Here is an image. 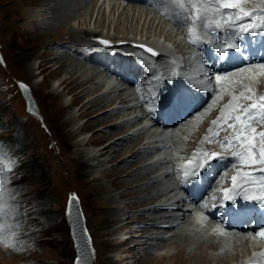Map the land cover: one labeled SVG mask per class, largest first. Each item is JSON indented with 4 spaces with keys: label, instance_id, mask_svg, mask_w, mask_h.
<instances>
[{
    "label": "bare ground",
    "instance_id": "6f19581e",
    "mask_svg": "<svg viewBox=\"0 0 264 264\" xmlns=\"http://www.w3.org/2000/svg\"><path fill=\"white\" fill-rule=\"evenodd\" d=\"M2 1L3 4H6L10 8L7 12L8 19L4 27L5 32L7 34L29 35V40L22 41L20 46L22 60L28 62L32 58H37L40 59L36 66L37 69L50 68V72L43 76V79L47 83L55 82L58 86H64V88H70L72 86L77 87L78 90L74 91L71 101L65 104L60 101L62 93H56L53 91V96L57 99L56 103L59 105V109H62L63 106L69 108L77 98L84 94V90L91 89L90 85L96 86L99 84L100 87V85L104 86L109 79L115 76L124 78V75H139L141 71L132 66V63L129 61L131 59L129 56H131L134 52H141L140 50L142 47H140V45H144L143 49L150 48L153 52H159V55L156 57L159 59V62L151 67L149 73L160 74L161 80H164L166 76H170L171 74L173 75L170 77L172 79L175 75L174 73L181 72L182 69L187 68L184 67L186 65L197 66L198 64L199 66L193 68L194 72L198 71V76L195 75V73H188L189 75H187L189 87L193 86L194 89L192 92L193 95L190 98V95L184 94L185 103L189 100H194L196 102L195 107L187 109L184 108L186 110L185 112H190L188 114H192L199 110L201 112L195 113L198 119V122L196 123V130H194V126L189 124L187 121L185 122V127L183 128H191V135L194 139L199 141L201 140L196 147V152L192 153V156L194 157L199 156L203 159L202 157L204 153H207V151L215 148V142L213 141L214 138L219 139L226 137L228 134H232L236 129V127L226 128L225 130L221 129L222 131H220L217 136H214V138L207 136V134L210 133L208 131H212L217 123L220 124L224 121L222 114L223 109L228 105L233 104L236 100L232 101V103L227 102L228 105H224L225 102H223L221 106L218 104L217 107L214 103L210 104L208 106L210 109L208 112L209 117L214 116L217 112L221 115H219L211 124H208L209 121H206V117H203L202 115V112L206 110H203V108H207V106L205 107L203 105V103L206 102V99H204L202 93L209 96L214 93V89L216 90V85H221V90L217 87V92L220 94L221 98H219L220 96L215 97V100L221 102V99H225L226 96H230L228 95L229 93L231 94L233 92L230 88L224 87L228 86L227 82H236L237 84H240L241 86H239L241 87L243 94L247 95L255 94V88H260L261 86L260 81H257L256 87L247 80L249 78H256L259 73L264 74V69L258 67V65L264 64V61H262L263 63L259 62V64L257 63L252 65L249 69L231 72V74L224 72V70L217 71V76L221 77L219 81L214 78L213 71L208 73L204 69V74H202L203 72L201 71L203 67L200 64L202 51L195 49L189 51L191 45L188 43L187 37L184 33V27L181 29L178 27L177 23L174 22V20L163 15L162 11L158 9H162L164 5L156 4L155 0H115V2L112 3L109 2L110 0ZM105 7H108L109 10V14L107 16L104 12ZM72 20H76L77 26L71 23ZM91 21L95 24L97 30L93 31L86 28ZM104 26L107 28L112 26L114 32L116 34L120 33L121 37H118V35H102L100 30ZM129 33L130 35L132 34L133 38L127 37V34ZM137 34L140 36L139 39L134 38ZM152 36H159V38L163 37L164 41H168L173 44V49L166 47L163 43L159 44V40H156L155 42L153 40L147 42V40ZM142 37H144V40H142ZM102 40L108 41L109 44L107 46L101 44L100 41ZM39 49H41V52L38 51ZM110 49L116 50L119 53H130L131 55L121 57L123 59L119 57L118 60L120 61H117L116 65L113 67L112 62L109 61V63L106 59H104L105 54ZM174 50L181 54L182 60H179L174 55ZM143 60L146 61L147 58L143 57ZM5 64L7 63L5 62ZM88 64H96L99 65L101 69H104V77L102 76V78L99 79L96 76V73H99V71ZM34 66L35 65L29 62L27 63L26 68L28 71H31ZM9 75L10 74L7 76L9 77ZM197 78L205 80L200 81ZM160 87L163 88L162 83H158L154 89L152 87L147 88L145 85L141 92H136L135 97L133 96V93L121 92L123 83L116 84L102 91L99 95L89 99V108L85 107V105H81L78 108V111L80 112L79 116L91 112V107L102 106L106 109L97 113L94 117H90L85 123L79 125L77 128H71L68 131L70 136H78L83 130H85V128L98 122H101L104 126L102 129H99V132L96 133L95 131L91 133L88 139H74V142H68L66 144L69 148L74 147V150L71 151V156H69L71 161L76 164L79 169V173L86 176L85 179L90 182L89 184H91L90 186L93 189L94 194H101L102 200L107 202V205L105 206L107 212L114 214H118L120 211L125 212L127 216L121 217V220L125 219V223L132 222L133 220L131 221L129 218L133 215H136L137 217L136 222H142L143 219L145 220V217H147L142 224L136 223L133 225V228L137 231L133 235L144 237L143 239H146H139L140 241H137L136 244L141 245H135L134 249L136 251L144 250L145 257L154 255L156 257L158 256L159 259L162 258V260L165 258L171 260L177 259L176 262L183 260L182 262L184 264H251L254 262L264 264V248H262L264 241L259 239L255 234L257 231L255 227H252L249 230L245 229V226L249 228V225L251 224L248 223V218H251L252 214L246 217L242 214L241 216H232L231 219L225 223L226 220H223L225 217L224 215H221L220 217L218 213H205L203 211L204 207H202V204H198L192 200L190 193L183 190L184 194H186L184 195L177 191L182 190L181 179L178 178L179 174L177 175V166L172 164V162L173 156L178 153V149L175 144L184 143V140L186 141V139H181L179 136L182 129L173 128L169 131V125L166 121L162 123V120L151 116L149 117V121H147V123L142 125L139 129L133 131L126 130L132 129L131 127L134 125L130 124L132 121H136L135 124H140L149 115V104L145 106V100H148L147 98L148 95H150V92H152V94L154 93L155 97ZM249 89L251 91H249ZM96 90H100V88ZM143 92H146V95ZM91 93H88V96ZM233 94L235 93L233 92ZM182 95L183 94L180 96L178 95V99H176V103L172 106L171 111V113H175L176 115L179 114V118L183 117L184 114L180 109ZM156 99V97L154 99L151 98L150 101L153 100V104L155 105ZM114 103H117L116 105L118 106L112 107ZM120 104H123V106ZM166 108L169 110V107ZM124 109H129V112H134L135 110H138L139 112L128 116L126 119H121L122 121H112V116H116L115 118L119 117L118 115L122 113L120 111ZM68 112L69 118L72 119V122L78 119L77 116H71L70 110ZM201 116L202 118L199 119ZM189 120L190 119H188V121ZM178 123L179 120L174 126L170 127H175ZM154 125L158 127H168L159 132L154 130L147 136H144L147 138V146L139 147L141 140L143 139V136L140 135L141 132H144L149 127ZM115 135L119 136L114 137ZM241 135L238 137L240 141L246 138L245 135L242 137ZM105 138L108 139V143L98 150L76 148L82 144L86 146H97L98 141ZM169 138L171 142L174 143L171 151H169L165 145L160 147L161 144H159L165 140L169 141ZM205 139H207L206 143L202 144V142H205ZM235 146L237 149L239 145L236 144ZM158 148L165 149L163 155L155 160H149L145 163V160L151 159L156 155V153H159L156 151ZM105 154L107 155L106 159L99 158L101 155ZM220 154L223 156L222 152H220ZM120 156L123 157L115 165H110L105 169L97 171L99 166L113 159L115 160ZM139 158H143L144 161L142 162ZM239 160L240 158L234 156L228 157L225 160H213L214 163L211 162V164H209L206 168L200 170V173L206 170H208L207 174L209 171L217 173L220 170V168H217L218 165L229 166L233 172L237 173L236 182L240 185V188L238 187L237 191L245 192L249 184L253 183V181L251 180L252 177L243 176V169L248 168L253 170L258 167L253 166L254 162L248 166H238L236 164L234 166L232 165L233 162H237ZM113 170H117V174L112 173ZM110 172L113 174L112 176ZM13 175L15 174L13 173ZM107 177L111 178L108 181L102 180ZM223 179L224 178L221 176V181L219 180L217 183L220 186H223V184L228 186L227 183L224 181L222 182ZM256 180L259 179L257 178ZM204 182L210 184L206 180V176L204 177ZM8 187L7 189L9 190L10 195L14 197V199L8 200V203L13 204L16 208H18L16 209L14 215L9 213L4 218H0V224L15 225L19 220L24 222V224H32L35 222L36 217L34 216L27 219L30 214L35 212L33 206L23 209L22 203L25 201L22 200L23 194L20 193L19 188L13 189L10 188L11 186L9 188ZM13 187L16 186L13 185ZM116 188H121V190L114 192L113 189ZM249 195L252 194L250 193ZM126 198H128V201L126 200L124 202L123 199ZM236 199V206H243L241 195L237 196ZM46 201L48 202L47 198ZM28 202L29 201H27L26 204H28ZM143 205L146 206L143 207ZM192 205H197L200 212L191 214L192 210L196 207H193ZM133 209L136 210L134 211ZM203 217H206L207 219L204 220L202 219ZM111 218L112 217L109 215V217H106L105 219H109L110 221L112 220ZM68 221L69 223H72L69 219ZM22 222H19V224H22ZM75 222L77 223V221ZM223 226H225L224 228L235 227L236 230L228 232L223 229L225 235H218L213 231V229L221 228ZM24 227L20 225L5 232L6 235H11L13 231V233L16 234L15 240L17 243L15 248L4 247L0 244V255L12 252H19L23 255L32 252L33 249L30 250L22 239L27 236H34L37 233L40 234L42 231L32 230L31 232L25 233L27 227ZM74 227L76 228L75 224L71 227V232ZM18 229H20V231ZM143 232L149 233L142 235ZM131 235L132 234H130V236ZM39 240L40 239L37 241ZM73 243L76 252V243L74 240ZM249 244L256 249L257 260L251 256H249L247 260L241 258L239 252L242 251V249L239 251L238 247L242 246L245 248ZM161 247L165 248L163 249L164 252H158L159 254H155L154 252L157 248ZM124 250L126 249L122 248L120 254L126 252ZM76 255H78V252ZM141 257L142 256L140 255H134L135 259H142ZM261 258L263 259L261 260ZM32 264H35V262Z\"/></svg>",
    "mask_w": 264,
    "mask_h": 264
},
{
    "label": "rangeland",
    "instance_id": "374dc122",
    "mask_svg": "<svg viewBox=\"0 0 264 264\" xmlns=\"http://www.w3.org/2000/svg\"><path fill=\"white\" fill-rule=\"evenodd\" d=\"M109 2L112 3V2H115V0H110ZM242 6L246 7V9H253V8L264 9V1L263 0H247V2L243 4ZM9 9H10L9 6H7L6 4H3V1L0 0V146H2L4 149L5 159L6 160L11 159L15 162L14 166L11 168V172H8L7 178H8L9 184H7L6 187L11 186L10 188H13V189L19 188L20 193L23 194L22 200L25 201L22 203L23 209L25 208L27 209L30 206H33V209L35 211L33 214H30L27 217V219H30L34 216L36 217L37 221L35 220V222H33L32 224L30 223L24 224V222L19 220L16 224L19 226L22 225L23 227L24 226L27 227V230H25V233L31 232L32 230L42 231V233L40 234L37 233L39 237L37 234H35L34 236L31 235L30 237L27 236L28 238L25 237L24 239H22V241L25 242L26 246L30 250L33 249L31 253L23 254L24 256L21 255L19 252L4 253L0 255V264H23V263L32 264L34 262L35 264H38V263L39 264H74L76 252L74 249V243H73V239L71 236V226L66 216V206H67V201L69 199L70 194H73L79 202V208L81 210V215L84 219V227L88 235L91 238L92 247L94 248V264H184L182 262L183 260L176 262L177 259L171 260V259L165 258L163 259L164 260L163 261L162 258L159 259L158 256L156 257L154 255L145 257L144 250L136 251L134 249L135 245H139V246L141 245V244H136V242L140 241L139 239H142V240H146V239H143L144 237H138V236L133 235L135 232H137L135 231L136 229L133 228V225L136 223L142 224L143 221H145L147 217H145V220L143 219L142 222H136L137 217L136 215H133L129 218L131 221L132 220L133 221L125 223V219L121 220V217L127 216L125 212L120 211L118 214L107 212V210L105 209L107 202L105 200H102L101 194H94L93 189L90 186L91 184H89L90 182H88L85 179L86 176L79 173L78 167L76 166L75 163L71 161L69 157L71 156L72 154L71 151L74 150V147L69 148V146L66 145L68 142H74L76 139L77 140L88 139L91 133L95 131L96 133L99 132L100 131L99 129L100 128L102 129L104 126L102 125L101 122H98L92 126L85 128V130H83L80 135L70 136L68 131L71 128H77L79 125L85 123L86 120L89 119L90 117H94L97 113H100L104 111V109H106L105 107H102V106L91 107L90 108L91 112H89L88 114L85 113L79 116L80 112L78 111V108L81 105H85V107H88L89 99L95 97L96 95H99V93L106 90L107 88H110L116 84H121V83H123V88L121 89V92L133 93V96L136 97V92L138 90L136 88L137 86H135V83H133L135 80L133 79L132 75H130V77H126L123 79H120V77L115 76L109 79L104 84V86L100 85V87H99V84L96 86L90 85L91 89L84 90V94L81 97L77 98L70 105L69 108H66L63 106L62 109H59V105L56 103L57 99L53 96L54 94L53 91H55L56 93H62L60 101H62L65 104L71 101V97L74 91H77L78 89L77 87H73V86L70 88L69 87L64 88V86H58V84L55 82L47 83L43 79V76L49 73L51 69L50 68L37 69L36 66L39 63L40 59L32 58L28 62L22 60L21 53H20L21 51L20 46H21L22 41L29 40L28 39L29 35L28 34H7L5 32L4 27L8 19L7 12L9 11ZM104 12L106 16L109 14L108 7H105ZM71 23L77 26L76 20H72ZM86 28L91 29L93 31L97 30V27L92 21L90 24L86 26ZM100 33H102V35H107V34L110 36L118 35V37H121L120 33L116 34L114 32V29L112 26L110 28H107L106 26L102 27V29L100 30ZM127 37L133 38L132 34L130 35V33L127 34ZM139 37L140 36L138 34L134 36V38H137V39H139ZM142 40H144V37H142ZM152 40L154 42L156 40H159V44L163 43L166 47L173 49V44L171 42L164 41L163 37L159 38V36L158 37L152 36L147 40V42H150ZM192 49L193 48L190 47L189 51H192ZM38 51L41 52V49H39ZM115 51L116 50L110 49L105 54L106 56L104 59L108 57L109 61L116 60L117 58L110 59V56L107 55L109 52L113 53ZM139 55L141 56L140 59L142 60L144 56L140 52H134L132 54V56L134 57H138ZM174 55L179 60H182L181 54L178 53L176 50H174ZM123 57H126V56L123 55ZM5 62L7 64H5ZM29 62L35 65L31 71H28L26 68L27 63ZM158 62H159V59L157 58L153 61L151 60V58L150 59L147 58V60L144 61V63L145 65L147 63L148 64L143 70L145 72H149L151 67L156 65ZM14 63L16 64V67ZM88 65L90 66L91 64H88ZM91 66H93V68L99 71V73H96V76L99 79H101L102 76L105 75L104 69H101L99 65L93 64ZM197 66L199 65L197 64ZM197 66H193V65L184 66L187 68L182 69V71L179 73H175L174 77L172 78L174 80V83L175 82L181 83V84H184L183 87L185 86L189 87V84L187 81V78H188L187 75H189L188 73H193L194 72L193 68ZM203 71L204 70L202 69L201 72ZM8 74H10L9 77L7 76ZM202 74H204V72ZM171 76L173 75L171 74L170 76H166L164 80H161L160 74L144 73V77L147 79L144 86L146 85L147 88L152 87L153 89L155 86L158 85V83H162L163 86H165L164 82H166V80L168 82H172V79L170 78ZM155 77H159V79H156ZM198 80L204 81L205 79H198ZM247 81H249L252 85H255V86L257 84V81H260L261 86L260 88L256 86L257 88H255L256 89L255 94H252V95L243 94L241 87H240L241 85L237 84L236 82L235 83L227 82L228 86H224V87L230 88L235 94H233V92L231 94L229 93L228 95L230 96H226L225 99H221V102L215 100L216 96L218 97L220 96V94L217 92V87L219 88V90H221V85H216V90L214 89L213 91L214 93L210 94L209 96L202 93V96L206 99V102L203 105L205 107L207 106V108H203V110L205 109L206 110L202 112V115L203 117H206L207 119L206 121H209L208 124H211L213 121L216 120V118L219 115H221L219 114V112H217L215 113L214 116L209 117L208 112L210 109L208 106L210 104L214 103V105L217 107L218 104H220L221 106L223 102H225L224 105H228L227 102L232 103V101L236 100L234 101L233 104L228 105L227 107L223 109L222 114H223L224 121H222V123L220 124L217 123V125L214 127V129H212V131H208L210 132L209 134H207L208 137L214 138V136H217L218 135L217 131L220 128L225 130L226 128L236 127V123H238V121L236 122L235 119H231L230 116L232 114L239 113L241 109L244 108L246 105L250 104L251 101L256 100L259 103H261L259 101V97L264 96V74L259 73L256 78H249ZM20 84H24L30 89V94L32 95V98L37 105L36 114L28 110L27 100L22 93ZM99 88L100 90H96ZM161 92H162V88L160 87L158 89L157 95L155 96L157 99L159 95L161 94ZM88 93H91V94H89L88 96ZM155 97L153 96L152 92H150V95H148L147 99L148 101H150L151 98L154 99ZM219 98H221V96ZM181 100L182 102L180 105V109L184 113L183 117L179 118L178 117L179 114H177L172 124H169V131L172 130L173 128L182 129V132L179 134V136L181 139H186V141L184 140V143L175 144V146L178 149V153H176L173 156L172 164L177 166L176 167L177 175L181 172L182 163H184L183 162L184 160H187L188 156L191 158L190 161H194V156H192V153L196 152V147L201 141V140L199 141V140L194 139V137L191 135V128L183 129L185 127V122L187 121L189 124H192V126H194V130H196L197 129L196 123L198 122V119L195 113H201V112L199 110L192 114H188L190 112L186 113L185 112L186 110L184 108L186 109L193 108L195 107L196 102L194 100H191V101L189 100L185 103L184 94L182 95ZM116 104L117 103H114L112 107L118 106ZM120 105L123 106V104H120ZM69 110L71 111V116H77L78 119L76 121L72 122V119L69 118V112H68ZM120 112L122 113L118 115L119 117L115 118L116 116H112L113 118L112 121H116V122L122 121L121 119L123 118L126 119L128 116H131L139 111L135 110L134 112H129V109H124V110H121ZM148 113L149 115L144 119L142 123L135 124L136 121H132L130 123V124H134L133 127H131L132 129H126V130L128 131L137 130L142 125L146 124L147 121H149V117L154 116L153 111H149ZM201 118L202 116L199 119ZM188 119L190 120L188 121ZM178 120H179V123L175 127L171 128L170 126H174L178 122ZM166 127L168 126L158 127L154 125V126L149 127L144 132H141L140 135L143 136V139L141 140L139 147L147 146V143H146L147 138H145L144 136H147L150 132L154 130H157V132L163 131V129L165 130ZM253 129L255 130V132H253ZM263 130H264V115H262L261 119L257 121L254 125L247 128V130L243 131L242 128L238 127L233 132L232 135L228 134L226 137H222L219 139L214 138L213 141L215 142L214 143L215 148L207 151V154H211L213 151L214 152L224 151L223 147H221L222 144H226L229 138L238 137L240 134L244 133L245 136L247 137V140L251 141L252 145H254L257 149L254 151L256 160H253V161H256V162L253 164V166L259 168L258 162L261 159L260 153H261V150L264 149V137H261L259 134L264 132ZM117 136L115 135L114 137H117ZM207 139H205V142L204 143L202 142V144H205ZM107 143H108V139L105 138V139L99 140L97 143L98 144L97 146H91V145L86 146L82 144L80 146H77L76 148H79V149L88 148L90 150H98L102 146H105ZM159 144L162 145V146L160 145V147H163V145H165L169 151H171V149L174 146V143L171 142L170 138H169V141L165 140L163 142H160ZM231 145H234V142ZM239 149H241L240 145L237 147V150ZM254 149L255 148L253 147V149H250V151H253ZM164 150H165L164 148H158L156 151H158L159 153H156V155L153 158L145 160V163L149 160H155L156 158L163 155ZM232 156L233 155L225 153L222 156L223 157L222 159L225 160L226 158L232 157ZM106 157L107 155L105 154V155H101L99 158L106 159ZM122 157L123 156L117 157L115 160L113 159L99 166V168H97V171L105 169L106 167L110 165H115L117 162H119V160ZM139 159L142 162L144 161L143 158H139ZM252 159L253 157L251 158V160ZM216 160L217 159H215V161ZM253 161H250L249 164L242 165V166H248L251 163H253ZM212 162L214 163V161ZM138 164H141V163H138ZM223 167L226 168L229 166H223V165L217 166V168H220V169ZM116 171L117 170H113L112 173L117 174ZM13 173L15 175H13ZM112 173L110 172L111 176L113 175ZM254 175L258 176L259 173L257 174V172H252L251 176H254ZM234 176L237 177V173L230 170L229 172L224 174V176L222 175V177L224 178L222 182L224 181L225 183L229 185V183L233 180L232 178ZM243 176H247V175L243 174ZM110 178L111 177H107V178H103L102 180L108 181ZM13 185L16 187H13ZM223 186L225 185L223 184ZM119 190H121V188L113 189L114 192H118ZM177 191H179L180 194H184L183 190H177ZM46 198L48 202L46 201ZM126 200L128 201V198L123 199L124 202ZM27 201H29L28 204H26ZM145 206L146 205H143V207ZM192 206L193 207L196 206V207L194 208V210H192L191 214L192 213L194 214L195 212L197 213L200 212L197 205H192ZM133 210L135 211L136 209H133ZM109 215L112 217L111 218L112 220L110 221L109 219L108 220L105 219L106 217H109ZM215 221L218 222L217 220ZM19 222H22V224L21 223L19 224ZM224 227L225 226L221 227L222 229H224V231L229 232L231 230H236L235 227H232V228H224ZM245 229L249 230V228L247 227ZM18 230L20 231V229ZM147 233L149 232H143L142 235H145ZM130 234L132 235L130 236ZM38 239L40 240L37 241ZM153 242L156 243L155 241ZM122 248H125L126 250L124 251L126 252L120 254ZM262 248H264V245L262 246ZM163 249L165 248L164 247L157 248V250L154 253L155 254L163 253L164 252ZM238 249L239 251L242 249V251L239 252L242 259L247 260L248 257L251 256L255 260H257L256 258L257 251L255 248H253L252 245L249 244L245 248H243L242 246H239ZM134 255H140L142 256L141 257L142 259H135ZM262 259L263 258H261V260Z\"/></svg>",
    "mask_w": 264,
    "mask_h": 264
},
{
    "label": "snow or ice",
    "instance_id": "6c2138e0",
    "mask_svg": "<svg viewBox=\"0 0 264 264\" xmlns=\"http://www.w3.org/2000/svg\"><path fill=\"white\" fill-rule=\"evenodd\" d=\"M247 0H155L156 4H163L162 14L167 18L174 20L178 27L183 29L184 25H188L187 34L189 42L191 44H215L218 47L220 54L229 53L230 50L239 51L242 48L241 40L244 37H257L264 36V9L254 8L246 9L242 5ZM225 10H228L227 12ZM216 32H227L228 36L219 42V38L213 39V34ZM206 37V39H204ZM101 44L108 45V41H100ZM144 47V45H140ZM147 52L157 55L152 49H146ZM258 67L264 69V64L258 65ZM175 74V73H174ZM159 79V77H155ZM220 76L216 77L219 81ZM21 87H24L21 85ZM249 91H251L249 89ZM155 94L153 93V96ZM261 103H252L247 108L243 109V115L235 117L237 121H243V127H247L251 121L258 118L259 115H264V96L259 97ZM257 112L253 115V112ZM149 111H155L154 108L149 107ZM215 123V122H214ZM253 132L255 130L253 129ZM264 137V132L259 134ZM247 140V138H245ZM234 141L229 139L226 144H222L221 147L230 146ZM241 152H234L233 156L243 160L245 157L252 158V151H245L247 149H253L251 141H247V144L242 143ZM261 159L259 163H264V149L261 150ZM205 158L201 159L199 156L194 157V161L188 163L193 165L191 169L183 171L180 177L181 183H191L199 175L200 170L206 168L215 159H222L220 153L213 152L211 154L204 153ZM254 163L256 161H253ZM14 161L11 159H5V152L2 146H0V218L7 216L9 213L15 214L16 206L8 203V200L14 199L10 195L6 185L8 184L7 174L14 166ZM264 172V169H261ZM245 175H251L247 173ZM232 189H225L224 201L231 200L235 203V196L243 195L246 201H254L259 204L260 208L264 209V175L259 180L258 194L248 195L247 190L245 192L237 191L239 185L237 184V177H233ZM222 206V205H221ZM207 207V205H202ZM202 219L206 220V217ZM19 225H4L0 224V244L4 247L15 248L16 240L15 233L11 235H5V232L13 227ZM218 235H225L222 228L213 229ZM257 236L264 238V229H261ZM22 250V249H18ZM77 264H85L83 258L78 257Z\"/></svg>",
    "mask_w": 264,
    "mask_h": 264
},
{
    "label": "water",
    "instance_id": "95a60500",
    "mask_svg": "<svg viewBox=\"0 0 264 264\" xmlns=\"http://www.w3.org/2000/svg\"><path fill=\"white\" fill-rule=\"evenodd\" d=\"M22 90L27 98L29 108L36 110V105L32 97L28 93V89L24 86L22 87ZM66 216L68 217L67 219H69L70 222L72 221V223H69L70 226L72 227L73 224H75L76 226V228H72L71 232L72 239L76 243V253L78 252V255H76L74 259V264H77L78 257L83 258L85 264H94V248L92 247L91 238L84 227V219L81 215L79 202L73 194H70L67 201ZM75 221H77V223Z\"/></svg>",
    "mask_w": 264,
    "mask_h": 264
},
{
    "label": "trees",
    "instance_id": "16d2710c",
    "mask_svg": "<svg viewBox=\"0 0 264 264\" xmlns=\"http://www.w3.org/2000/svg\"><path fill=\"white\" fill-rule=\"evenodd\" d=\"M16 144H17V143H16ZM16 144H15V145H16Z\"/></svg>",
    "mask_w": 264,
    "mask_h": 264
}]
</instances>
